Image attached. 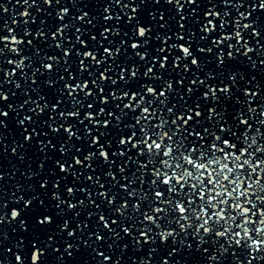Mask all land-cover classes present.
Segmentation results:
<instances>
[{"label":"snow or ice","instance_id":"obj_1","mask_svg":"<svg viewBox=\"0 0 264 264\" xmlns=\"http://www.w3.org/2000/svg\"><path fill=\"white\" fill-rule=\"evenodd\" d=\"M0 264H264V0H0Z\"/></svg>","mask_w":264,"mask_h":264}]
</instances>
